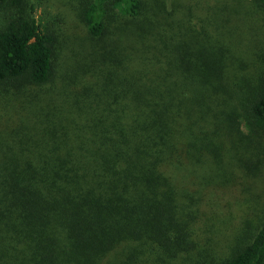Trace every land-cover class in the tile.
<instances>
[{
	"label": "trees",
	"instance_id": "obj_1",
	"mask_svg": "<svg viewBox=\"0 0 264 264\" xmlns=\"http://www.w3.org/2000/svg\"><path fill=\"white\" fill-rule=\"evenodd\" d=\"M201 1L80 0L91 37L117 12L129 45L104 41L48 97L32 91L53 79L55 35L34 4L0 0V264L189 257L207 204L263 174L264 47L256 73L234 48L264 0ZM259 215L217 264H264Z\"/></svg>",
	"mask_w": 264,
	"mask_h": 264
},
{
	"label": "rangeland",
	"instance_id": "obj_2",
	"mask_svg": "<svg viewBox=\"0 0 264 264\" xmlns=\"http://www.w3.org/2000/svg\"><path fill=\"white\" fill-rule=\"evenodd\" d=\"M35 5V15L42 23L44 29L55 35L54 47V75L50 83L38 87L32 92L39 95L50 96L52 93H61L72 81L80 83L79 78L84 74H90L92 63L96 57L97 50L106 45L112 47L120 39L118 33L123 32V27L128 29L129 20L120 17L119 13L112 12L107 35L102 40L94 39L82 21L80 11V0H27ZM229 0H203L200 10L205 12L212 6ZM251 14L239 36L234 50L238 62L236 68L250 73L259 65L260 52L264 47V22L253 13ZM257 25L254 27L255 22ZM1 24V20H0ZM262 26V29H259ZM120 41L126 46L129 40L126 35H122ZM102 48V47H101ZM84 66V67H83ZM257 69V68H256ZM235 73V72H234ZM256 73V70L255 72ZM79 74V77H78ZM84 77V76H83ZM65 83V84H64ZM64 84V85H63ZM244 130H247L244 126ZM264 174V172H263ZM258 174L250 178L239 180V187L231 192L222 193L217 197V202L207 204L202 219L194 228L196 232L191 235L190 256H174L171 259L158 258V261L151 260L154 264H217L219 257L230 253L237 244V227L241 226L242 221H250L252 226L259 225L260 209L264 208V201L261 206L256 205L257 201L264 196V175ZM263 183V184H262ZM258 194V195H257ZM256 206V207H255ZM164 261V262H163ZM106 264H123L120 261H107ZM132 264H150L146 261H134Z\"/></svg>",
	"mask_w": 264,
	"mask_h": 264
}]
</instances>
